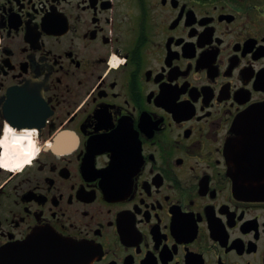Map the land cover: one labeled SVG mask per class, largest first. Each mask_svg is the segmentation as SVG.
Here are the masks:
<instances>
[{"label":"flooded vegetation","instance_id":"flooded-vegetation-1","mask_svg":"<svg viewBox=\"0 0 264 264\" xmlns=\"http://www.w3.org/2000/svg\"><path fill=\"white\" fill-rule=\"evenodd\" d=\"M260 103L264 0H0V264H264Z\"/></svg>","mask_w":264,"mask_h":264},{"label":"clouds","instance_id":"clouds-1","mask_svg":"<svg viewBox=\"0 0 264 264\" xmlns=\"http://www.w3.org/2000/svg\"><path fill=\"white\" fill-rule=\"evenodd\" d=\"M36 129L24 128L22 131L17 130L6 125L4 128L3 138L0 139V144L5 147L4 163L6 167H20L25 161H29L39 152L37 146L38 141L35 139ZM11 149L14 153L18 154L20 159L15 162L9 163L8 150Z\"/></svg>","mask_w":264,"mask_h":264},{"label":"water","instance_id":"water-1","mask_svg":"<svg viewBox=\"0 0 264 264\" xmlns=\"http://www.w3.org/2000/svg\"><path fill=\"white\" fill-rule=\"evenodd\" d=\"M255 108H257V109H264V103H260V104H256L255 106H253V107H251L250 109H255ZM241 185V187H243V189H244V192H253L252 194L251 193H249L250 195H252V196H254L255 198H264V187L263 186H260L259 188H256V189H263V191H260L259 193H255V191H253V190H251V189H246V186H247V184H245V183H241L240 184Z\"/></svg>","mask_w":264,"mask_h":264},{"label":"bare ground","instance_id":"bare-ground-1","mask_svg":"<svg viewBox=\"0 0 264 264\" xmlns=\"http://www.w3.org/2000/svg\"><path fill=\"white\" fill-rule=\"evenodd\" d=\"M33 158H34V157H32V158L30 159V161H31ZM18 159H19V158H15V159H13V160L11 161V163L17 161ZM28 162H29V161H25L24 163H28ZM24 163H22L21 166H23ZM21 166H20V167H21ZM20 167H17V168H20Z\"/></svg>","mask_w":264,"mask_h":264}]
</instances>
